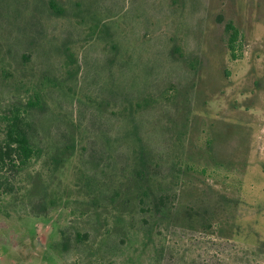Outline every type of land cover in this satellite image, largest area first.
Here are the masks:
<instances>
[{"label":"rangeland","instance_id":"1","mask_svg":"<svg viewBox=\"0 0 264 264\" xmlns=\"http://www.w3.org/2000/svg\"><path fill=\"white\" fill-rule=\"evenodd\" d=\"M12 116L0 264H264V0H0Z\"/></svg>","mask_w":264,"mask_h":264},{"label":"trees","instance_id":"2","mask_svg":"<svg viewBox=\"0 0 264 264\" xmlns=\"http://www.w3.org/2000/svg\"><path fill=\"white\" fill-rule=\"evenodd\" d=\"M225 30L229 36L227 46L230 50H233L237 31L231 23L225 25ZM11 152L17 153L21 159L29 158L33 153L25 132L20 128L17 116L6 118L4 138L0 144V161L3 160L2 155L9 156Z\"/></svg>","mask_w":264,"mask_h":264}]
</instances>
